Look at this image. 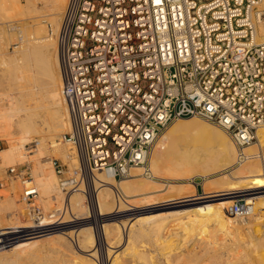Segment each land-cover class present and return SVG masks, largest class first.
Masks as SVG:
<instances>
[{"label": "built area", "instance_id": "2783aa9c", "mask_svg": "<svg viewBox=\"0 0 264 264\" xmlns=\"http://www.w3.org/2000/svg\"><path fill=\"white\" fill-rule=\"evenodd\" d=\"M262 24L264 0H68L57 41L70 118L64 140L79 167L65 175L53 159L62 191L96 170L127 179L140 167L155 178L156 142L184 118L226 131L245 159L264 128ZM7 175L21 182L31 227L1 229L16 231L0 234V248L19 235L61 230L69 201L46 212L27 164L9 166ZM237 200L235 215L253 213L252 201Z\"/></svg>", "mask_w": 264, "mask_h": 264}, {"label": "bare ground", "instance_id": "6f19581e", "mask_svg": "<svg viewBox=\"0 0 264 264\" xmlns=\"http://www.w3.org/2000/svg\"><path fill=\"white\" fill-rule=\"evenodd\" d=\"M25 1L24 3L23 0H0V17L4 18L3 21L1 20L2 23L0 24V65H13L12 69L14 70L13 74L15 77V83L11 78V83L13 82L14 84H10L15 90L12 89V91H7L0 95V140L6 143L5 148L0 150V168L23 162L32 163L36 175V185L38 189H41L40 192H42L41 194L43 197L48 198L46 200L48 202L51 199H61L64 195L62 189L59 188L60 186L58 187L53 157L58 155L66 161L70 167H79L76 150L71 146V148L66 147V149L60 147L63 141L66 142L64 140V133L67 129L68 131L70 129V118L67 103L62 95L61 63L58 55L57 36L60 30L62 14L68 0ZM40 2L43 4V6L41 5L42 7L38 5ZM47 21H49L52 26L50 31L46 27ZM16 27H20L18 33L22 32V37H18V39H20V45L16 46L14 54L12 55L11 53L9 56L7 44L14 39V33L11 31H15ZM260 31L261 34H263L260 42H263L264 24L260 26ZM23 32H26V36ZM24 37H26V39ZM18 94L20 95L21 101V96L23 97L24 105H26L27 102L28 105H23V102L18 98ZM24 98H26V101L27 99L29 101L26 102ZM19 101L21 102V107L18 106ZM22 105L24 107H22ZM1 106L5 108L1 109ZM257 135L258 142L245 147L243 153L246 155V158L240 160L239 150L226 131L199 117L184 118L170 125L156 142L150 160L152 175L155 178L145 176L143 174V169L140 167H136L132 170V180L130 179L129 181L124 179L119 183L117 179L114 178L112 169L96 170L89 173L91 185L93 181L91 190H93L92 196H94L92 199L95 205V217L97 222H103L100 232L108 245L106 249L107 255L112 252L109 247L114 248L112 244L119 246L123 239H125L124 243L127 246L123 248L125 250L130 248L132 250L127 254H131L134 257L135 261H137L136 264H157L153 262V260L157 259L155 256V259L153 258L152 260L151 256L148 258L145 252L139 251V249L137 250L134 246L136 239L143 235H149V237L151 236L153 239L154 236H158V239H160V243L156 247V252L158 253L159 250L161 251L159 253L163 260L166 261L167 259L168 261L171 255L173 258L175 254H178V258L184 256V258H179L183 259V264H190L186 261L188 259H186L185 256L188 255V258H192L190 255L196 254L194 245H192L194 239L190 238L188 239L189 241H186L187 244H184L183 237L195 227L198 229L199 225H201L200 227L204 230L213 228L215 238L217 236L220 238L222 234L223 238L220 240L228 243L233 241V235H236L235 237H241V233L247 232V236L250 235V237L246 240L247 242L245 244L250 247L251 250L253 249L255 250L254 252L257 253L256 249L259 251L262 247L264 248V241H262L264 236L259 237L260 234L258 233L262 229L260 228L257 232L259 234L257 237L251 234L254 230L252 227L255 225L254 227L257 229L254 231H256L258 230V226L256 225L259 224L261 227L263 226V233L261 235H264V128L258 129ZM58 139L63 140L57 141ZM31 143H35V145L27 147V144L29 145ZM66 143L69 145L68 142ZM48 146H50L52 154H49L47 151ZM71 149L73 150L70 151ZM163 150L164 152L161 153L160 151ZM159 171L161 173L164 171L168 177L166 175L164 176V174L156 175ZM142 175H144L147 180L144 177L143 180L141 177ZM186 175L187 177L189 175H194L195 177L192 179L190 178L191 180L188 178V180L183 181V179H187V177H185ZM196 178L203 179L201 185L204 193L202 195L204 196H199L197 194V183L194 181ZM197 182L199 183V181ZM181 183L190 184L181 185ZM98 184L101 185L99 186ZM82 185L83 184L76 189L77 192L75 196H77L80 191H83L84 187L82 188ZM161 193L163 195L162 197L152 198L154 194L159 196ZM236 194L255 196L254 201L252 200L255 208L253 213L248 217H240L234 214V205L238 201L237 198H235L237 197ZM141 195L144 197L147 196L148 198L146 199L154 201L153 203H157L158 199L163 198V202H165L162 204V207H166L169 210L167 209L168 211L165 210L166 212L164 211L163 213H155L157 207L152 208L150 206L151 208H145L141 211L144 215L138 217L139 220L137 221H125L122 223L117 221V219H112L119 216V212H135L136 208L128 207V199ZM223 195L230 196L223 197ZM213 197L219 199L210 202ZM248 197L245 199L248 200ZM18 198L17 194L15 196H5L4 199L0 201V216L2 213H7L10 223L19 224L22 221L24 211L22 203H18L20 200ZM137 199L139 200L137 201L135 199L136 202L140 203L141 198L139 197ZM69 203L72 204L70 198ZM133 204L135 205V203ZM85 207L83 199L79 205H76L75 209L81 211ZM72 211L74 212V210ZM109 214H111V217H109ZM107 215L109 216L106 217ZM171 221L178 222L180 226L184 228L181 232L171 231L173 234L170 235L180 237V240L177 239V246H173V248H171L172 244H168L170 236L168 237L169 239L163 238L164 233H167V226ZM85 222L86 221L81 223ZM26 224L28 227H31L29 222ZM126 226L130 227V231L126 233L125 236V232L123 233V231ZM171 228H173V226ZM75 231H78V235L80 236L78 243H80L81 246H78L80 247L79 251L85 252L86 255L81 254L82 256H78L79 254H73L72 261L61 262L60 264H97L93 258L89 257H94L96 252H87L91 250L89 249L90 247L94 248L98 243V235L94 228L90 224H84L80 226L79 230ZM72 232L63 231L61 233L66 235L72 234ZM255 233L253 232V234ZM62 234H60V231L44 233L39 234V236H37L38 238L36 237L28 241V244L21 243V245L17 242L19 246H17L16 252L25 253L27 250L29 251V249L41 246L43 241L48 237ZM71 236L72 235H70V237ZM244 236H242L243 240ZM210 237H212V235ZM50 241L52 242L53 240ZM11 245H13V243H11ZM56 245L59 246L58 244ZM169 248L171 249L167 250ZM250 248H248V250ZM6 251L7 250H2V248H0V254L3 255ZM263 251H259L260 253H257L256 256H249V258L246 255L247 261H249L248 263L264 264ZM214 252V255H210L211 261L208 260L211 264H214L216 260L217 262H215V264H224L225 260H227V264L235 263V261L231 262L233 258L232 254V257L230 256L231 260H224L223 255L216 254V251ZM225 253L227 252L223 254ZM239 255L240 254L236 256L239 257ZM194 256L195 255H193V257ZM210 257L208 259H210ZM117 258L112 260L109 264H117ZM200 258L196 259H198L199 262L205 259ZM12 259L14 260L13 257ZM149 259L152 261L150 262ZM180 261H170L168 264H175ZM189 261H191L190 258ZM196 261L197 260H195V263H197ZM202 263L210 264L205 262Z\"/></svg>", "mask_w": 264, "mask_h": 264}, {"label": "rangeland", "instance_id": "374dc122", "mask_svg": "<svg viewBox=\"0 0 264 264\" xmlns=\"http://www.w3.org/2000/svg\"><path fill=\"white\" fill-rule=\"evenodd\" d=\"M23 2L25 3L26 1L25 0H23ZM42 2H40L38 5L39 6H43V4H41ZM41 6V7H42ZM0 15H1V13H0ZM20 19V18H19ZM4 20V18H2V17H0V24L2 23V21ZM47 23V25H46V27H47V29L50 31V29L52 28V26L50 25V23H49V21H47L46 22ZM45 23V24H46ZM0 30H1V26H0ZM20 31V30H19ZM11 32H13L14 33V39H12L11 41H12V43H11V41H10V43L9 44H7L8 45V47H7V52H8V54H9V56H10V54L12 53V55L14 54V50H15V48H16V46H19L20 45V39H18V37L19 36H21L22 37V32H19L18 33V30H15V31H11ZM23 34L25 35L26 34V32H23ZM26 36V35H25ZM25 39H26V37H24ZM55 38V37H54ZM6 45V44H5ZM6 45V46H7ZM9 66V67H8ZM8 66H6V65H0V95H2L4 92L6 93L7 91L8 92H10V91H12V89L14 88H12V86L10 85V84H12L13 82H14V80H15V77H14V70L12 69V66L13 65H8ZM13 77H14V79H13ZM8 78V79H7ZM11 78H12V83H11ZM15 83V82H14ZM13 83V84H14ZM13 90H15V89H13ZM19 95V94H18ZM18 95H16V96H18ZM15 96V97H16ZM18 98H19V100H20V95L18 96ZM1 99V98H0ZM21 99H22V101L21 102H23V105L25 104L24 103V100H23V97L21 96ZM25 99V101H26V98H24ZM19 101V103H18V106L19 107H21V105H20V102ZM27 101H29L28 99H27ZM26 101V102H27ZM6 102V101H5ZM1 104H2V101H1ZM22 105V107H24V106H26V105H28V102L26 103V105H24L23 106ZM5 107H3V106H1V109H4ZM68 132V129H67V131L64 133V135L66 134ZM61 140H63V139H58L57 141H61ZM5 141H1L0 140V150H2L3 148H5ZM30 145H35V143H31V144H27V147H30ZM72 147V145H67V143L66 142H64L63 141V143H61V145H60V147L61 148H63V149H66V147H69V148H71ZM73 149H75L74 147H73ZM73 149H71L70 151H72ZM47 151L49 152V154H52L51 152V148H50V146H48V148H47ZM161 153L162 152H164V150L163 151H160ZM54 156V155H53ZM59 159V161H61L63 164H64V167H65V175H68L69 173H71V171L74 169V167L72 168V167H70L69 165H68V163L66 162V161H64L62 158H60V156H54L53 157V159ZM20 164H27L28 166H29V168H30V171H31V174H32V176H33V184H35L36 185V180H35V172H34V169H33V165H32V163H29V162H23V163H20ZM17 165V164H16ZM7 168L8 167H4V168H0V181L1 182H4V187L3 188H1L0 189V201L1 200H3L4 199V197L5 196H15V195H17L18 194V199H20L19 201H18V203H22V206H23V215H22V221H21V223H19V224H15V223H10V219H9V217H8V214L7 213H2V217L0 216V234H5V233H8V232H10V231H16L15 229H12V230H9L8 232L7 231H1V229H5V228H15V227H28V225L26 224L27 222H29L30 223V218H29V215H28V209H27V207H28V205H27V203H25L23 200H22V197H21V194H22V185H21V182H20V180L19 179H9L8 178V175H7ZM3 169V170H2ZM55 169V168H54ZM4 173H3V172ZM161 171V170H160ZM159 171V173L158 174H156V175H163L164 174V176L166 175L167 177H168V175L164 172V171H162V173ZM55 172H56V170H55ZM56 175H57V181H58V187L60 186L59 185V180H60V175L56 172ZM142 177V179H143V177L147 180V178L144 176V175H142L141 176ZM182 177V176H181ZM185 177H187V175L185 176ZM195 176L194 175H189L188 177H187V179H183V181L184 180H188V178L190 179H192V178H194ZM132 176L131 177H129V178H127L126 180H129L130 181V179L132 180ZM190 179V180H191ZM201 179V180H200ZM121 180H124V179H117V181H118V183L119 182H121ZM144 180V179H143ZM166 180H170V179H166ZM202 178H196V179H194V181L195 182H197V181H199V186H200V192H197V194L200 196V195H202V194H204L203 193V189H202V185H201V182H202ZM182 181V180H181ZM189 185L190 183H181V185ZM92 185H93V181H92ZM91 185V182H90V177L88 176V178H87V180L83 183V185H82V188H83V191L81 192L80 191V193H78V195L77 196H75V193L77 192L76 191V189H74V190H72V191H70L69 193H64V195L61 197V199H59L58 198V200H57V198H56V200H53V199H51V200H49L48 202L46 201L48 198H44L43 197V195L41 194L42 192H40V190L41 189H38L39 190V195H38V199H37V202L43 207V209L46 211V212H49V211H51V210H53L54 208H56V207H59V206H61L62 204H63V201H64V199H67L68 201H69V198H70V202H72V204H70L69 203V205H70V210H69V213H66V216H65V219L62 221V222H64L65 223V225L62 227V228H60L61 230H58V231H54V232H59L60 231V234H62L61 232H63V231H67V232H69V231H71L72 232V230H73V232H72V234H62V235H53V236H50V237H48L46 240H44L43 241V246L41 245V246H39V247H35V248H33V249H29V251L27 250V252H16L17 250H16V248H17V246H19V243L21 244H28L29 242L28 241H30V240H32V239H34V238H36L37 236H39V234H35V235H30V236H25V235H19V236H16V238L14 239V241L12 242L13 243V245L14 246H16V247H14L13 245H11V244H9V245H7V246H5V247H1L2 248V250H7L6 252H5V254H0V264H60L61 262H65V261H68V262H70V261H72L73 260V256L74 255H76V254H79L78 256H82L83 254H85V252H82V251H79L80 250V247H78V246H81L80 245V243H78L79 242V240H80V236L78 235V231H75V230H79V228H80V226H82V225H86V224H90L93 228H94V230H95V232H96V234L98 235V243H97V246L96 247H90L89 249H91V250H88V249H86V250H88L87 252H96L95 253V255H94V257H91V256H89L90 258H93V260L97 263V264H109L112 260H114V259H116L117 257V264H136V262L137 261H135V259H134V257L130 254H127V253H130L132 250L130 249V248H128V250H125L124 248L127 246V245H125V243H124V240L125 239H123V241H122V243H120L119 244V246H117L116 244H112V246L114 247V248H112V247H109V248H111V251L113 252H110V254H108L107 255V248H108V245H107V243H106V241H105V239H103V236L101 235V232H100V228H101V225L103 224V222L102 221H98L97 222V220H96V217H95V205L93 204V199H92V197H94V196H92L93 195V190H91L92 189V186ZM99 185V184H98ZM101 185V184H100ZM99 185V186H100ZM192 185V184H191ZM37 186V185H36ZM97 186V185H96ZM119 187V186H118ZM38 188V187H37ZM60 188V187H59ZM63 192V191H62ZM237 195V197H235V198H238V196H240V197H242V198H247L248 196V201L250 200V201H254V199H255V196H250V195H239V194H236ZM75 196V197H74ZM143 195H141V196H139L141 199H140V203L139 202H136V200L138 201L139 199H137V198H139L138 196L137 197H130L128 200V202H129V205L128 204H126V205H128V207H132V208H136V211L135 212H133V213H129V212H126V213H123V212H119V216H116V217H114V218H112V219H117V221H120V222H130V221H132V222H134V221H137V220H139L138 219V217H142L143 215H144V213L143 212H141L142 210H144L145 208L147 209H149V208H156L155 209V213H163L165 210L166 211H168L169 209L168 208H166V207H162V204L165 202H163V198H160V199H158V202L157 203H153L154 201H152V200H149V199H146V198H148L147 196L146 197H142ZM163 195H162V193L161 194H159V196L158 195H153L152 196V198H154V197H162ZM202 196H204V195H202ZM228 196H230V195H228ZM228 196H226V195H223V197H228ZM247 196V197H246ZM220 197H222V196H220ZM84 199V204H85V208L83 209V210H77V209H75L76 208V205H79L80 203H81V201ZM130 199H131V201H130ZM136 199V200H135ZM144 199V200H143ZM151 199V198H150ZM205 199V198H204ZM214 199V200H213ZM213 199L212 200H210V202H214V201H217L219 198H217V197H213ZM217 199V200H216ZM41 200V201H40ZM53 200V201H52ZM135 200V201H134ZM143 200V201H142ZM159 200H160V202H159ZM161 200H162V202H161ZM132 201H133V203H135V205L132 203ZM142 201V202H141ZM42 202V203H41ZM48 204H47V203ZM152 202V203H151ZM209 202V201H208ZM50 203V204H49ZM133 205H132V204ZM138 203V204H137ZM147 203V204H146ZM204 203V202H203ZM206 203V202H205ZM149 204H152V205H149ZM157 204H159V205H157ZM49 207H48V206ZM73 205V206H72ZM154 205H155V207H154ZM75 206V207H74ZM151 206V207H150ZM73 209H72V208ZM125 208H127V207H125ZM159 208V209H158ZM165 208V209H164ZM91 209V210H90ZM168 209V210H167ZM72 210H74V212L72 211ZM77 210V211H76ZM157 210V211H156ZM165 211V212H166ZM154 212V211H153ZM153 212H151V213H153ZM151 213H147V214H151ZM127 214V215H126ZM5 215V216H4ZM110 215V216H109ZM109 215H107L106 217H111V214H109ZM114 215V214H113ZM163 215V214H162ZM137 218V219H136ZM72 219V220H71ZM124 220V221H123ZM75 221V222H74ZM80 221V222H79ZM84 221H86L85 223H81V222H84ZM168 221V220H167ZM23 222V223H22ZM26 222V223H25ZM71 222V223H70ZM73 222V223H72ZM102 222V223H101ZM140 222H142V221H140ZM175 221H171L170 223H169V225L167 226V233H164V235H163V238H168L169 236V241H168V244H172L171 246V248H173V246L175 247V246H177L176 244H178V240H180L179 238L180 237H178V236H176V235H170V234H173V232L175 231V232H181L184 228L182 227V226H180V224L178 223V222H175ZM172 223V224H171ZM138 224H140V223H138ZM175 225H179V226H175ZM173 226V228H171V227ZM198 226V225H197ZM201 225H199L198 226V229L195 227L192 231L191 230H189V231H191V232H189L188 234H186L185 235V237H183L184 238V240H183V242H184V244H187L186 243V241L188 240V239H190V238H193L194 239V242L192 243V245H194V250H195V253L196 254H193V255H195L196 256V258H200L201 256V258L200 259H203V258H205V259H203V260H200V262L198 261V259H196L195 258V256L193 257V255H190V256H192V258L191 257H189L190 258V260L191 261H189V258L187 257L188 255H186L185 256V258L186 259H188V260H186L187 262H189L190 264H203L202 262H205V263H210L211 264V262H209V261H211V257H210V255L212 256V254L214 255L215 254V252L214 251H216L217 253L216 254H221V255H223V258H224V260L225 259H228V260H231V257L233 256V258H232V260H231V262L232 261H235V263L234 264H249L248 262L249 261H247V258H246V255L248 256V258H249V256L251 257L252 255L253 256H256V254L258 253H260L259 251H263V247L261 248V249H259V251H258V249H256V251H257V253L256 252H254L255 250H251V248L250 247H248L245 243L247 242L246 240H248V238L250 237V235H248L247 236V232H245V233H241V237L240 236H238V237H235L236 235H233L232 237H234V238H232V240L233 241H230L229 243L228 242H222L220 239L221 238H223V236H222V234H221V236H220V238H219V236H217L216 238H215V233H214V229L213 228H209V229H206V230H204L202 227H200ZM255 226V225H254ZM252 227V228H254V230L255 229H257V228H255V227ZM256 226H258V230H256V231H252L251 232V234L252 235H254V236H258L259 234H260V236L259 237H263L264 235H261L262 233H263V226L261 227V225H256ZM74 228V229H73ZM170 228V229H169ZM262 229L261 231H259V229ZM169 229V230H168ZM195 229H197V230H195ZM203 231H201V230ZM130 231V227H128V226H126V227H124V231H123V233L125 234V236H126V233H128ZM166 231V230H165ZM169 231V232H168ZM171 231H173V232H171ZM194 231V232H193ZM213 233H212V232ZM215 231H216V229H215ZM259 231V232H258ZM209 232H210V235H209ZM253 232L255 233V234H253ZM259 234H258V233ZM261 232V233H260ZM74 233V234H73ZM202 233V234H201ZM31 234H34V233H31ZM190 234V235H189ZM244 234H245V236H247V237H245L244 236ZM27 235H29V234H27ZM70 235H72L71 237H70ZM193 235H194V237H193ZM200 235V236H199ZM212 235V237H210ZM41 236V235H40ZM55 236V237H54ZM57 236V237H56ZM242 236H244V240L242 239ZM42 237V236H41ZM63 237V238H62ZM76 237V238H75ZM157 237V238H156ZM214 237V238H213ZM38 238V237H37ZM53 240L52 242L50 241V240ZM178 239V240H177ZM216 239H217V241H216ZM156 240V241H155ZM176 240V241H175ZM201 240H202V242H201ZM206 240V241H205ZM215 240V241H214ZM102 241V242H101ZM154 241V242H153ZM171 241V242H170ZM189 241V240H188ZM241 241V242H240ZM243 241V242H242ZM245 241V242H244ZM262 241H264V239H262ZM17 242H19V243H17ZM48 242H50V243H48ZM176 242V243H175ZM213 242V243H212ZM222 242V243H221ZM239 242V243H238ZM44 243H45V246H44ZM58 244L59 246H57L56 244ZM78 243V244H77ZM124 243V244H123ZM160 243V239H158V236H154V239H153V237H149V235H143L142 237H140V238H138V239H136L135 240V242H134V246L137 248V250L139 249V251H142V252H145L146 253V256L149 258L150 256L152 257V260H153V258L155 259V257L157 258L156 260H153V262L154 263H157V264H162V263H164V262H166V263H164V264H168V262H170V261H175L176 262V260L177 261H180V262H177L178 264L180 263V264H183L184 262H183V259H179V258H184V256L183 257H179L178 258V254L176 255L175 254V256L172 258V255L170 256V258H169V260L167 261V259H166V261L165 260H163V258L160 256L161 254L159 253V252H161L160 250H159V252L157 253L156 251V247L158 246V244ZM175 243V244H174ZM17 244V245H16ZM21 244V245H22ZM213 244V245H212ZM148 245V246H147ZM13 246V247H12ZM62 246V247H61ZM139 246V247H138ZM201 246H204V247H201ZM219 246V247H218ZM41 247H43V248H41ZM124 247V248H123ZM142 247V248H141ZM144 247H145V249H144ZM196 247V248H195ZM121 248H123V249H121ZM171 248H169V249H167V250H170ZM203 248V249H202ZM221 250H220V249ZM223 248V249H222ZM248 248H250L249 250H248ZM9 249V250H8ZM158 249V248H157ZM241 249V250H240ZM243 249V250H242ZM66 250V251H65ZM85 250V251H86ZM96 250V251H95ZM124 250V251H123ZM218 250V251H217ZM220 250V251H219ZM236 250V251H235ZM238 250V251H237ZM126 251V252H125ZM129 251V252H128ZM154 251V252H153ZM251 251V252H250ZM92 252V253H93ZM116 252H117V254H116ZM157 254H156V253ZM224 252H227V253H225V254H223ZM236 252V253H235ZM242 252V253H241ZM264 252V251H263ZM14 253H15V255H14ZM112 253V254H111ZM151 253V254H150ZM23 254V255H22ZM74 254V255H73ZM82 254V255H81ZM148 254V255H147ZM200 254H201V256H200ZM229 255V257H228V255ZM231 254H232V256H231ZM238 254H240L239 255V257L238 256H236V255H238ZM251 254V255H250ZM255 254V255H254ZM17 255V256H16ZM22 255V256H21ZM28 255V256H27ZM86 255V254H85ZM84 255V256H85ZM111 255V256H110ZM117 255V256H116ZM174 255V254H173ZM132 256V257H131ZM155 256V257H154ZM198 256V257H197ZM200 256V257H199ZM225 256V257H224ZM231 256V257H230ZM244 256V257H243ZM12 257L14 258V260L12 259ZM17 257V258H16ZM109 257V258H108ZM114 257H116V258H114ZM162 259H161V258ZM175 257H177V258H175ZM210 257V259H208ZM237 257V258H236ZM24 258V259H23ZM111 258V259H110ZM122 258V259H121ZM130 258V259H129ZM175 258V259H174ZM235 258V259H234ZM253 258V257H252ZM5 261H4V260ZM127 259V260H126ZM134 259V260H133ZM172 259V260H171ZM179 259V260H178ZM193 259H195V260H197L196 262L197 263H195V260H193ZM242 259V260H241ZM8 260V261H7ZM10 260H11V262H10ZM122 260H123V263H122ZM125 260V261H124ZM132 262H130V261ZM152 260H150L149 259V261L151 262ZM161 260V261H160ZM185 260V259H184ZM209 260V261H208ZM28 261V262H27ZM160 261V262H159ZM163 261V262H162ZM186 261H185V263H186ZM202 261V262H201ZM207 261V262H206ZM222 261H223V259H222ZM226 261L227 260H225L224 261V264H227L226 263ZM238 263H237V262ZM4 262V263H3ZM152 262V263H153ZM174 262V263H175ZM193 262V263H192ZM215 262H217V260L215 261ZM215 262H214V264H215ZM219 262V261H218ZM264 262V261H263ZM177 263H175V264H177ZM219 264V263H218Z\"/></svg>", "mask_w": 264, "mask_h": 264}, {"label": "crops", "instance_id": "0c3cea01", "mask_svg": "<svg viewBox=\"0 0 264 264\" xmlns=\"http://www.w3.org/2000/svg\"><path fill=\"white\" fill-rule=\"evenodd\" d=\"M197 192H200V186H199V183L197 184Z\"/></svg>", "mask_w": 264, "mask_h": 264}]
</instances>
